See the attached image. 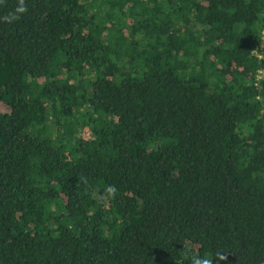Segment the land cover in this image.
<instances>
[{"label": "trees", "instance_id": "obj_1", "mask_svg": "<svg viewBox=\"0 0 264 264\" xmlns=\"http://www.w3.org/2000/svg\"><path fill=\"white\" fill-rule=\"evenodd\" d=\"M24 3L0 0V264H264V0Z\"/></svg>", "mask_w": 264, "mask_h": 264}, {"label": "clouds", "instance_id": "obj_2", "mask_svg": "<svg viewBox=\"0 0 264 264\" xmlns=\"http://www.w3.org/2000/svg\"><path fill=\"white\" fill-rule=\"evenodd\" d=\"M26 5L24 3V0H19V6L15 9L14 14H9L8 16H5L4 19L11 22L12 20L19 19V15L25 12ZM116 189L115 186L112 185L109 187V194L115 195ZM226 256L221 253L217 252L213 256H200V255H193L190 258V264H219L220 261L225 260Z\"/></svg>", "mask_w": 264, "mask_h": 264}]
</instances>
